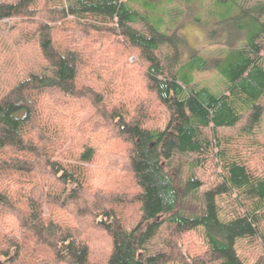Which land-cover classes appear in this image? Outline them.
Here are the masks:
<instances>
[{"label":"trees","instance_id":"obj_1","mask_svg":"<svg viewBox=\"0 0 264 264\" xmlns=\"http://www.w3.org/2000/svg\"><path fill=\"white\" fill-rule=\"evenodd\" d=\"M173 1L0 0V22L36 25L48 63L0 98V264H248L241 240L263 248L264 264V175L237 152L264 119V2L214 0L203 23L229 47L212 63H183L185 37L165 24ZM211 67L222 91L196 82ZM159 107L169 119L152 128ZM243 122L239 137L219 134ZM183 156L194 157L187 177ZM211 162L218 181L200 194L195 173ZM99 172L131 176L138 191H115ZM90 229L112 241L105 262L91 259ZM196 231L205 249L191 257L183 243Z\"/></svg>","mask_w":264,"mask_h":264},{"label":"rangeland","instance_id":"obj_2","mask_svg":"<svg viewBox=\"0 0 264 264\" xmlns=\"http://www.w3.org/2000/svg\"><path fill=\"white\" fill-rule=\"evenodd\" d=\"M1 1L14 2L16 0ZM242 2L245 3L246 7H251L259 2H264V0H242ZM213 9H215L214 0H200L190 5H186L184 0H174L166 9L165 24L173 32L182 34L187 43L183 63L188 60V57L196 54L203 56L212 63L213 59L221 56L229 47V44L219 37V34H216V37L212 39L209 28L203 23H212V17L209 12ZM196 18H201L202 22H198ZM214 21H216V18L215 20L213 19V23ZM35 26L19 21V19L0 22V98L7 95L19 83L28 79L31 74H41L48 66V63L43 58L37 37L34 34L36 32ZM213 27L215 28V26ZM57 35H59V32H57ZM239 45L240 42H237L234 46L237 47ZM99 62H104V59H100L97 63ZM196 82L200 85L209 86L216 92L223 89L222 79L212 67L208 71L196 74ZM152 118L153 120L149 124L150 127L163 128L168 122L169 114L164 107H159ZM243 125L244 122L234 129H221L219 130V134L221 136L232 135L239 137ZM209 131L207 133L211 134ZM239 141L238 150L236 149L238 155L246 159L249 167L254 172L264 175V119L253 138L250 139L248 136L241 137ZM193 158V156H183L178 159V164L181 163L180 167L184 177L190 174ZM212 163H208L206 168L203 167L195 173L196 177L203 183L200 194L210 189L218 181L217 174L219 170ZM105 173H98L96 180L101 182V184L107 185L119 192H132L136 189L131 176L122 177L123 175L121 174H119L120 176L118 174L108 176ZM135 191H138V189ZM220 202L224 209L223 214L226 217H230L233 209L237 208V203H231V198L223 199ZM121 209L127 226H134L140 218L139 207L137 205H130L124 208L121 207ZM47 212L48 216L51 215L53 220L58 223H73L72 218H66V215L60 208L50 207ZM80 222L84 223L83 221ZM84 238L90 245L92 261L105 262L112 250V241L106 232L90 229L86 232ZM160 239L158 240L162 241V238ZM183 249L191 257L202 253L205 249V243L200 233L196 231L188 234L184 240ZM237 250L248 264H255L259 256L263 254V248L257 244L251 245L245 240L238 242ZM42 251L45 252L44 250Z\"/></svg>","mask_w":264,"mask_h":264}]
</instances>
